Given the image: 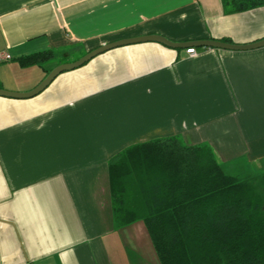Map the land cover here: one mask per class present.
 I'll return each mask as SVG.
<instances>
[{
  "label": "crops",
  "instance_id": "crops-1",
  "mask_svg": "<svg viewBox=\"0 0 264 264\" xmlns=\"http://www.w3.org/2000/svg\"><path fill=\"white\" fill-rule=\"evenodd\" d=\"M150 35L251 44L264 39V6L226 14L221 0H0V53L10 56L0 89L30 92L60 64ZM43 52L51 57L20 65ZM167 139L206 144L226 165L247 155L264 166V47L132 44L32 98L0 96V264H159L144 224L115 220L108 165Z\"/></svg>",
  "mask_w": 264,
  "mask_h": 264
},
{
  "label": "trees",
  "instance_id": "trees-1",
  "mask_svg": "<svg viewBox=\"0 0 264 264\" xmlns=\"http://www.w3.org/2000/svg\"><path fill=\"white\" fill-rule=\"evenodd\" d=\"M221 3L226 14L264 6ZM50 57L43 52L19 63ZM108 176L115 220L141 221L159 264H264V172L225 174L209 150L167 139L126 149L110 161Z\"/></svg>",
  "mask_w": 264,
  "mask_h": 264
},
{
  "label": "water",
  "instance_id": "water-1",
  "mask_svg": "<svg viewBox=\"0 0 264 264\" xmlns=\"http://www.w3.org/2000/svg\"><path fill=\"white\" fill-rule=\"evenodd\" d=\"M146 42H155L162 44L168 48L171 49H181L185 46H196V47H205V48H216V49H223V50H229V51H248L253 49H258L261 47H264V39L259 40L257 42L251 43V44H245V45H237V44H231L226 42H221L217 40H204V41H198V42H188V43H174L171 42L161 36L157 35H150V36H141L136 38H128V39H122L118 40L112 43L104 44L100 46L99 48H96L95 50L85 54L78 60L66 63V64H60L53 68L47 76L42 80V82L36 86L33 90L27 93H16V92H9L6 90L0 89V96L6 97V98H12V99H28L32 98L39 93H41L43 90H45L48 85L61 73L71 71L74 69H77L84 65L85 63L92 60L94 57L107 52L109 50L132 45V44H138V43H146Z\"/></svg>",
  "mask_w": 264,
  "mask_h": 264
},
{
  "label": "rangeland",
  "instance_id": "rangeland-1",
  "mask_svg": "<svg viewBox=\"0 0 264 264\" xmlns=\"http://www.w3.org/2000/svg\"><path fill=\"white\" fill-rule=\"evenodd\" d=\"M106 40H107V38H98V41H106ZM88 48H89V45H85L82 48V51H80V54L74 53V54H71L72 56H70V57H73V59H74V58L78 57L79 55H81V53L85 49H88ZM200 146L204 149L209 150L213 154L216 162L219 164V166L221 167L222 171L225 174H228L231 176H237V177L254 176V175L259 174L260 172H262L264 170V166L259 165V159L252 160L249 157H247V155H244V156L237 155L234 157V159H232L229 162V164L226 165L225 163H223V161L221 160V158H220L219 154L216 152V150H212L208 147H204V146H206V144L200 145Z\"/></svg>",
  "mask_w": 264,
  "mask_h": 264
},
{
  "label": "built area",
  "instance_id": "built-area-1",
  "mask_svg": "<svg viewBox=\"0 0 264 264\" xmlns=\"http://www.w3.org/2000/svg\"><path fill=\"white\" fill-rule=\"evenodd\" d=\"M186 54H188V55L195 54V49L194 48L187 49L186 50ZM9 59H10V56L8 54L0 53V63L4 62V61H7Z\"/></svg>",
  "mask_w": 264,
  "mask_h": 264
}]
</instances>
